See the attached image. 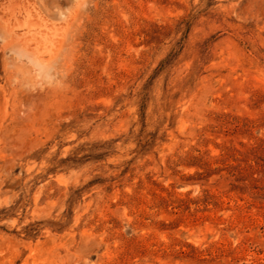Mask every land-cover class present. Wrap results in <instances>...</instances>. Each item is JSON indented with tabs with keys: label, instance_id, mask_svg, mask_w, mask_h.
I'll return each mask as SVG.
<instances>
[{
	"label": "rangeland",
	"instance_id": "obj_1",
	"mask_svg": "<svg viewBox=\"0 0 264 264\" xmlns=\"http://www.w3.org/2000/svg\"><path fill=\"white\" fill-rule=\"evenodd\" d=\"M92 2L68 87L0 39V264H264V0Z\"/></svg>",
	"mask_w": 264,
	"mask_h": 264
},
{
	"label": "bare ground",
	"instance_id": "obj_2",
	"mask_svg": "<svg viewBox=\"0 0 264 264\" xmlns=\"http://www.w3.org/2000/svg\"><path fill=\"white\" fill-rule=\"evenodd\" d=\"M90 3L92 0H41V4L37 0H4L0 6V39L8 51L6 68L26 86L39 76L55 73L68 87L87 58L85 52L94 42V48L99 47L98 30L103 34L107 30L102 5L96 2L91 11ZM83 14H87L85 25L79 19Z\"/></svg>",
	"mask_w": 264,
	"mask_h": 264
},
{
	"label": "trees",
	"instance_id": "obj_3",
	"mask_svg": "<svg viewBox=\"0 0 264 264\" xmlns=\"http://www.w3.org/2000/svg\"><path fill=\"white\" fill-rule=\"evenodd\" d=\"M144 118H145V116L143 114H141L142 123H144L143 122ZM115 143H116L115 141H108V142H105V143H100V144L94 145V147L92 146V149H93L92 151L95 153L97 149L102 148V147H109V146L115 145ZM156 143H157V139H152V140L147 141V142L142 141V143H140V145H138V150H139L138 155L139 156H140V154L144 155V153L148 152L149 149H152L156 145ZM133 153L135 155V158H133L132 161H135L136 160V149L133 151ZM105 159H106V155L105 154L98 155L96 157L97 161H105ZM80 191L81 190H77L76 192H74L73 195L75 196ZM68 204H70L69 207L71 208V201ZM42 225H43V223H36L35 225H32V226L28 227L27 230H30L33 227H40ZM25 239L26 240H30V239H35V238L31 237L30 235H28V236L25 237Z\"/></svg>",
	"mask_w": 264,
	"mask_h": 264
}]
</instances>
